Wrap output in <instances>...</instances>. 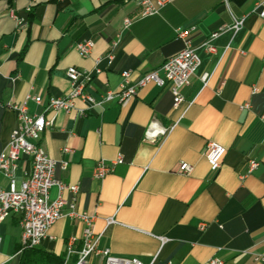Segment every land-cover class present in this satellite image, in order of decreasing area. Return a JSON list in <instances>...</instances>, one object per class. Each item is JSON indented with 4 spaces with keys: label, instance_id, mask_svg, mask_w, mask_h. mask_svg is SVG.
<instances>
[{
    "label": "crops",
    "instance_id": "1",
    "mask_svg": "<svg viewBox=\"0 0 264 264\" xmlns=\"http://www.w3.org/2000/svg\"><path fill=\"white\" fill-rule=\"evenodd\" d=\"M263 5L264 0H169L159 14L125 27V18L139 16V0H0V153L18 125L10 102L40 95L42 104L28 101L29 110L50 119L48 101L71 91L68 67L93 72L85 91L101 97L119 90L124 70L135 80L158 69L184 47L176 30L194 28L200 64L191 84L181 88L179 107L169 86L155 83L122 104L114 99L90 106L78 98L76 106L86 114L58 112L41 142L58 160L56 177L79 184L76 208L96 215L100 246L114 255L147 264H201L213 257L224 264H264L255 259L264 254ZM240 18L242 27L231 28ZM85 39L95 41L88 57L76 49ZM152 123L154 130L167 131L146 140ZM209 141L227 148L218 171L204 155ZM66 146L72 151L65 152ZM119 154L123 163L102 179L94 177L98 161ZM252 159L259 165L250 170ZM181 161L193 166L190 174L178 172ZM30 170L23 156L19 180ZM7 182L0 177L1 185ZM57 193L52 187L51 198ZM109 218L115 222L108 225ZM6 221L21 235L17 217ZM84 226L64 216L38 247L55 254L57 264H74L77 255L65 262L67 242L78 236L79 249ZM1 237L0 264H20V236L11 245Z\"/></svg>",
    "mask_w": 264,
    "mask_h": 264
},
{
    "label": "built area",
    "instance_id": "2",
    "mask_svg": "<svg viewBox=\"0 0 264 264\" xmlns=\"http://www.w3.org/2000/svg\"><path fill=\"white\" fill-rule=\"evenodd\" d=\"M169 0H139L141 12L137 17H127L124 26L133 24L136 18H143L160 13L163 6ZM259 15L264 18V5L259 10ZM244 23V18L235 19L230 26L239 30ZM229 26V25H228ZM194 28H178L177 37L184 43V47L176 54L168 57L162 65L155 70L142 74L139 78H131V70L122 72L123 81L119 90H107L101 97L93 96L85 91L87 84L93 78V72L82 70L77 66H70L67 75L71 81V91L67 96L51 98L46 104L45 111H53L54 116L48 119L44 114L32 113L29 110L28 101H34L40 105L43 99L40 95L28 94L22 102H10L8 107L15 111L18 116V125L12 130L9 142L0 153V177L4 176L8 182L5 186L0 184V226L10 217H17L21 227L19 243L23 248L38 247L47 237L51 226L60 218L69 216L84 222L85 226L81 236L82 245L78 249L76 243L78 236H71L67 242L65 262L71 256L77 255L74 264H147L137 257L125 258L114 255L109 248L100 246L102 233H97L94 228L96 215L88 212H80L76 208L77 197L80 190L79 184H70L56 177L58 160L52 158L41 142L43 132L55 122L58 112L77 111L79 116L86 114L84 108L76 106V99L80 98L90 106L102 105L106 101L118 100L124 103L126 100L137 95L138 90L149 83L157 86H169L173 95L174 107L177 108L184 101L181 92L183 86L191 84L192 77L200 64L197 48L192 42ZM214 33L213 36H216ZM119 39L113 42V49L118 45ZM95 46L93 39L80 40L76 43L77 51L83 56L91 55ZM209 51H215L212 45H207ZM109 62L114 59V53L108 54ZM100 71L97 69L96 72ZM204 82L209 79V74L202 76ZM243 107H250L249 103ZM153 123L148 127L145 139L155 140L166 129L154 130ZM65 152L72 151L70 147L64 148ZM227 148L216 142L209 141L206 145L204 155L209 163L210 169L218 171L223 162ZM25 156L31 161V170L26 177L19 180L17 171L20 159ZM124 158L119 154L117 158L106 161L100 160L94 168V177L104 178L113 171L116 164L123 163ZM250 170L259 165V161L250 160ZM63 169L68 168V162L62 161ZM193 166L181 161L178 164V172L190 174ZM58 189L57 196L52 199L50 191L52 187ZM66 192L69 195H66ZM115 222L109 218L108 225ZM165 240V237L162 238ZM264 241V239H263ZM2 247V237L0 235V250ZM21 252V250L19 251ZM255 259L264 261V254H256ZM53 264V263H47ZM65 264V263H63ZM201 264H224L220 258L213 257Z\"/></svg>",
    "mask_w": 264,
    "mask_h": 264
},
{
    "label": "trees",
    "instance_id": "3",
    "mask_svg": "<svg viewBox=\"0 0 264 264\" xmlns=\"http://www.w3.org/2000/svg\"><path fill=\"white\" fill-rule=\"evenodd\" d=\"M16 252L21 250L20 264H57L55 254L43 250L39 247H25L23 248L20 243L16 245Z\"/></svg>",
    "mask_w": 264,
    "mask_h": 264
},
{
    "label": "rangeland",
    "instance_id": "4",
    "mask_svg": "<svg viewBox=\"0 0 264 264\" xmlns=\"http://www.w3.org/2000/svg\"><path fill=\"white\" fill-rule=\"evenodd\" d=\"M0 234L3 235L5 237V241L11 245L15 238L19 239L20 229L18 226L6 221L1 225Z\"/></svg>",
    "mask_w": 264,
    "mask_h": 264
}]
</instances>
